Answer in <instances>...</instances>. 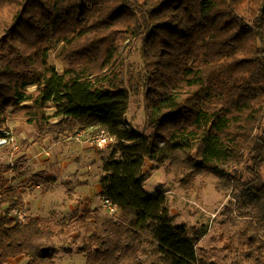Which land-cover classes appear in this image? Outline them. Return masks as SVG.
<instances>
[{
    "label": "trees",
    "instance_id": "16d2710c",
    "mask_svg": "<svg viewBox=\"0 0 264 264\" xmlns=\"http://www.w3.org/2000/svg\"><path fill=\"white\" fill-rule=\"evenodd\" d=\"M133 96L143 97L142 129L127 122ZM12 119L39 141L88 125L115 138L100 195L118 211L86 208L84 264H209L202 235L173 223L164 191L145 188V168L244 164L241 178L264 196V0H0V129ZM23 200L0 169V264H55V231L18 221ZM251 230L243 245L264 264V237ZM144 233L153 245L140 243Z\"/></svg>",
    "mask_w": 264,
    "mask_h": 264
},
{
    "label": "rangeland",
    "instance_id": "374dc122",
    "mask_svg": "<svg viewBox=\"0 0 264 264\" xmlns=\"http://www.w3.org/2000/svg\"><path fill=\"white\" fill-rule=\"evenodd\" d=\"M138 46V42H133L130 52L136 66L142 64ZM57 55L58 52H51L50 61L61 71L67 63ZM144 120L143 97L133 96L127 122L142 129ZM8 127L14 131L20 147L0 149V169L22 192L24 200L17 211L27 214L26 221L38 217L44 226L55 231V264H84L86 254L79 252L80 241L86 235L85 223L93 226L91 216L82 218L86 208L91 209L92 215H111L100 195L102 157L111 150L91 143L97 130L80 140L75 134L65 133L39 141L34 126L12 119ZM43 147L49 154L41 153ZM242 170L244 164L222 168L221 174L199 173L181 165H159L153 161L145 168V188L164 191L173 223L185 225L189 235L194 231L202 235L198 253L209 257V264H255L257 251L251 252L243 244L248 241V234L257 232H246L248 224L260 228L259 235L264 237V196L250 191L247 174L241 178ZM140 243L146 247L153 245L148 233H144ZM26 263L25 257L11 262Z\"/></svg>",
    "mask_w": 264,
    "mask_h": 264
},
{
    "label": "built area",
    "instance_id": "2783aa9c",
    "mask_svg": "<svg viewBox=\"0 0 264 264\" xmlns=\"http://www.w3.org/2000/svg\"><path fill=\"white\" fill-rule=\"evenodd\" d=\"M94 130H97L98 132L95 135V137H92L91 139L92 144L96 145L99 148H107L110 145H113L115 143L114 137L108 135L104 129L99 128V126H95V125H88L87 127L79 130L78 132L75 133V138L80 140ZM19 147H20L19 141L12 129H0V149L9 148L11 150H17L19 149ZM41 153L46 154V155L49 154L45 147H43V150ZM104 202L108 206L109 213L111 215H114L117 213L118 211L117 206L112 204L109 199H105ZM15 214L17 215L18 221L26 222L27 220L26 213L22 211H16Z\"/></svg>",
    "mask_w": 264,
    "mask_h": 264
}]
</instances>
